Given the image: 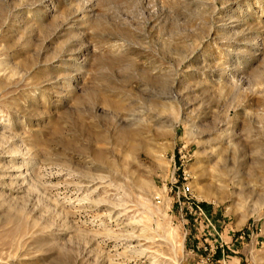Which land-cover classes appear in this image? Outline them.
I'll return each instance as SVG.
<instances>
[{
  "label": "rangeland",
  "instance_id": "374dc122",
  "mask_svg": "<svg viewBox=\"0 0 264 264\" xmlns=\"http://www.w3.org/2000/svg\"><path fill=\"white\" fill-rule=\"evenodd\" d=\"M0 264H264V0H0Z\"/></svg>",
  "mask_w": 264,
  "mask_h": 264
}]
</instances>
